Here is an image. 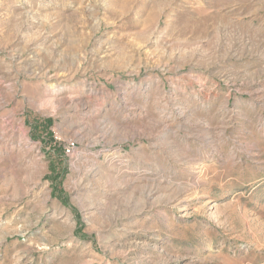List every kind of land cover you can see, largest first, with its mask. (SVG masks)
Instances as JSON below:
<instances>
[{
    "label": "rangeland",
    "instance_id": "1",
    "mask_svg": "<svg viewBox=\"0 0 264 264\" xmlns=\"http://www.w3.org/2000/svg\"><path fill=\"white\" fill-rule=\"evenodd\" d=\"M0 264H264V0H0Z\"/></svg>",
    "mask_w": 264,
    "mask_h": 264
}]
</instances>
